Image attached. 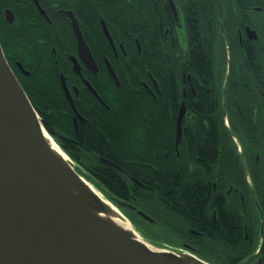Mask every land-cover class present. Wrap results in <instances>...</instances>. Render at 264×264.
Returning a JSON list of instances; mask_svg holds the SVG:
<instances>
[{"label":"flooded vegetation","instance_id":"flooded-vegetation-1","mask_svg":"<svg viewBox=\"0 0 264 264\" xmlns=\"http://www.w3.org/2000/svg\"><path fill=\"white\" fill-rule=\"evenodd\" d=\"M171 1L179 12L178 24L171 16L168 0H0V46L6 61L13 60L16 71L24 77H29L30 72L23 63L30 65L36 53L35 46L48 51L55 67L60 62L66 64L65 72L68 76L57 71L64 100L61 77L72 101L76 97L84 113L87 111L82 109V101L89 99L108 110L102 96L104 84L108 79L115 89H120L115 67L123 69L121 65L124 61L128 67L131 66L133 53H128V49L126 51L128 43L134 45L136 56L141 55L139 39L122 30L128 28L124 21L127 11L135 7V2L143 4L148 10L150 25L160 31L156 42L162 59L161 65L165 75L171 78L175 86V107H169L175 110L174 165L177 173L185 169L195 173L198 166H195L192 159L181 158L183 150L180 151V146L187 135H192L198 123L195 109L200 104L202 94L212 99L213 109L219 111L226 129L231 126L264 125V0H238V3L237 0H215V4L209 7L211 18L204 23L206 29L203 38L211 43L208 83H204L191 72V45L187 42L185 25L181 18L188 0ZM69 14L76 22L90 51L96 65L95 72L88 70L78 57ZM42 28L51 29L54 36L50 38L46 34L34 33ZM181 33L185 49H182ZM149 42L143 39L142 44ZM103 43L107 47L105 50L102 48ZM70 58L78 63L79 75L72 71ZM106 63L113 71L118 86L111 78ZM17 64L27 74L20 71ZM144 75L143 77L137 72L133 73L139 87L153 100L156 97L163 98V76L156 78L148 70L144 71ZM14 76L16 77L15 74ZM128 77L124 82L130 87ZM83 80L91 86L102 103L85 88ZM182 107L184 114L181 120V142L176 148V121ZM77 113L80 120H76V125L73 124V113L71 116L75 134L79 133V126L81 130L88 125L84 113ZM203 123L207 124L205 121ZM63 140L73 142L66 137ZM230 141L231 148L227 147L229 141L220 142L222 148L216 161L207 166L209 176L206 182L210 185L213 199H221L225 216L238 220L242 233L239 252L222 249L192 230L180 217L173 219L172 229L166 221L155 222L136 207L134 189L143 186L129 175V182H124L128 199L117 200L118 208L132 227L143 236L156 235V232L164 237L170 235L174 243L167 245L168 247L191 253L203 261L207 259L209 264H264V178L259 183V188H255L253 182H248V177L245 178L246 172L249 177L250 174L264 172V152L251 154L233 134ZM80 153L85 155L88 150L80 146ZM74 163L78 172L88 175L91 169L89 165L81 159ZM160 211L164 213L163 210ZM138 213H142L150 221L143 219ZM211 215L214 223L217 211L212 209Z\"/></svg>","mask_w":264,"mask_h":264},{"label":"trees","instance_id":"trees-1","mask_svg":"<svg viewBox=\"0 0 264 264\" xmlns=\"http://www.w3.org/2000/svg\"><path fill=\"white\" fill-rule=\"evenodd\" d=\"M214 4L215 0H188L182 11L187 42L191 45V72L204 83L210 82L211 54L210 41L203 39L206 29L204 23L211 18L209 7ZM124 21L128 28L122 31L139 39L141 55L136 56L134 45L128 43L126 51L128 49V53H133L131 66L128 67L124 61L121 65L123 69L115 67L120 89H115L108 79L104 84L102 96L108 110L89 99L82 101V109L87 111L84 113L80 109L79 100L73 98L76 110L79 114L80 111L84 113L88 120V125L81 130L79 126L78 134L74 133L72 112L62 96L57 79L58 70L68 76L65 72L66 64L60 62L55 67L50 53L36 46L30 65L22 62L30 72L29 77L16 71L13 60H8L7 63L37 111L46 132L70 160L78 162L81 159L91 167L87 175L90 183L117 208V200L128 199L124 182H129V175L143 186L134 189L136 207L155 222L166 221L171 228L173 219L180 217L192 230L222 249L237 253L241 250V228L235 217L225 216L221 199H213L210 185L206 182L209 176L207 166L216 161L222 148L220 142L229 141L227 147L231 148L232 134L241 140L244 149L251 154L264 152V125L231 126L226 129L219 111L213 109L212 99L202 94L200 104L195 109L198 123L192 135H187L180 146V151L183 150L181 158L192 159L198 169L195 173H190L188 169L177 173L173 154L175 110L169 109L170 106L175 107V86L171 78L165 75L161 65L162 59L156 42L160 31L150 25L148 10L140 3L135 2V7L127 11ZM34 33L46 34L50 38L55 34L48 28L35 30ZM143 39L149 40V44H142ZM102 48L105 50L107 47L104 45ZM145 70L156 78L163 76V98L156 97L153 100L134 80V72L144 77ZM127 76L130 87L124 82ZM113 103L118 105L117 111L112 107ZM131 120L135 124L133 128H125ZM133 129L140 130L148 139L141 152L131 153L125 143L127 135L132 134ZM65 137L74 143L63 140ZM80 146L88 150V153L82 155ZM257 175L264 178V172ZM250 178H253V174H250ZM212 209L217 211L214 223ZM148 240L158 246L173 244L172 236H160L157 232ZM204 260L210 263L207 259Z\"/></svg>","mask_w":264,"mask_h":264},{"label":"water","instance_id":"water-1","mask_svg":"<svg viewBox=\"0 0 264 264\" xmlns=\"http://www.w3.org/2000/svg\"><path fill=\"white\" fill-rule=\"evenodd\" d=\"M168 3L178 24L179 12L171 0ZM72 33L82 64L95 72L94 60L73 19ZM70 61L72 71L79 75L78 63L74 58ZM83 84L102 103L91 86L84 80ZM61 85L76 125L80 117L62 77ZM183 114L182 107L176 121V148L181 142ZM44 134L58 147L0 46V264H208L193 254L145 242L123 216L131 233L102 220L98 215L108 210L86 191L81 181L89 184L71 162H59L52 156Z\"/></svg>","mask_w":264,"mask_h":264},{"label":"rangeland","instance_id":"rangeland-1","mask_svg":"<svg viewBox=\"0 0 264 264\" xmlns=\"http://www.w3.org/2000/svg\"><path fill=\"white\" fill-rule=\"evenodd\" d=\"M181 18H182V15H181ZM180 40H181V45H182V49H185V45H184V39H183V33H181V36H180ZM112 107L115 109V111H117L116 109L118 108V105L117 104H115V103H113L112 104ZM129 123V124H128ZM127 123V125H126V127L125 128H128L127 126H129V128H131V126H132V128H133V126L135 125L134 123H133V121L131 122V121H129ZM228 129H229V127H228ZM229 131V130H228ZM126 142V144L128 145V149H129V151L131 152V153H136V152H141V151H143V149H144V147H145V145H146V142L148 141V139H147V137L145 136V134H143V132H141L140 130H134L133 129V132H132V134H128L127 135V139L125 140ZM66 158L69 160V162H71L72 163V167L73 168H75L76 170H77V168H76V164L72 161V160H70L67 156H66ZM79 171V170H78ZM80 173V172H79ZM258 174H260V173H258ZM80 175L82 176V178L93 188V189H95L96 190V192L97 193H99V195L102 197V199L103 200H105L107 203H109L111 206H113L114 208H116L117 209V211L124 217V218H126V216L120 211V209H118L117 207H116V205L114 204V203H112V201L111 200H108L107 199V197L106 196H104L101 192H100V190H98L92 183H90V179L87 177V176H85L84 174H82V173H80ZM246 177H248L247 178V181L248 182H253L254 183V186H255V188H259V183H261V181H262V177L261 176H258L257 175V173L255 174H253V178H250L249 177V175H247V172L245 173V178ZM126 220H127V218H126ZM128 221V220H127ZM129 222V221H128ZM130 223V222H129ZM130 225H131V223H130ZM131 227H132V225H131ZM132 229L145 241V242H147V243H150V244H152V242L150 241V240H148V238H152V237H154L155 235H152V236H143L142 234H140L138 231H136L133 227H132ZM174 243V242H173ZM153 245V244H152ZM154 246H156V247H160V248H165L167 245H163V244H160L159 246L158 245H154ZM168 247V246H167ZM189 254H191V253H189ZM195 256V255H194ZM196 257V256H195ZM198 258V257H197ZM199 259V258H198Z\"/></svg>","mask_w":264,"mask_h":264},{"label":"bare ground","instance_id":"bare-ground-1","mask_svg":"<svg viewBox=\"0 0 264 264\" xmlns=\"http://www.w3.org/2000/svg\"><path fill=\"white\" fill-rule=\"evenodd\" d=\"M43 139L46 146L48 147L49 151L51 152L52 156L55 159H57L59 162H67L68 159L66 158V156L59 150L58 147L55 146L53 141L47 135L44 134ZM81 182L83 187L86 189V191L94 195L100 201V203L108 210L106 214H99L98 216L102 220L110 223L111 225L127 230L128 232L131 233L132 231H130L129 228L130 226L126 222V220L122 217V215L109 203L103 200L102 197L99 195V193H96L89 185L85 184L84 181Z\"/></svg>","mask_w":264,"mask_h":264}]
</instances>
